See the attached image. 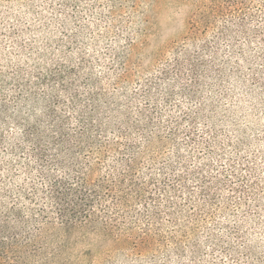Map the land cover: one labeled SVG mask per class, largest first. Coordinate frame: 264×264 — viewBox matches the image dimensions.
Masks as SVG:
<instances>
[{"label":"rangeland","instance_id":"obj_1","mask_svg":"<svg viewBox=\"0 0 264 264\" xmlns=\"http://www.w3.org/2000/svg\"><path fill=\"white\" fill-rule=\"evenodd\" d=\"M56 2L7 0L0 11V63L17 56L11 35L1 30L3 21L9 25L15 19L21 28L34 25L26 34L38 35L39 46L43 36L55 44L66 31L78 30L79 50L94 63L114 62L115 67H104L113 78L126 61L130 78L117 92L133 96L132 107L138 108L145 102L138 94L145 89L154 101L150 109L165 111L164 135L179 119L167 151L170 173L182 176L184 214L194 208L185 198L201 201L196 218L182 216L176 225L163 215L164 240L154 253L100 259L94 255L97 242L84 239L69 260L264 264V192L259 191L264 187V0H77L64 25L59 3L52 6ZM192 63L198 64L196 73ZM204 182L208 192L202 195ZM173 229H180L175 240L169 238ZM63 261L61 251L50 264Z\"/></svg>","mask_w":264,"mask_h":264},{"label":"trees","instance_id":"obj_2","mask_svg":"<svg viewBox=\"0 0 264 264\" xmlns=\"http://www.w3.org/2000/svg\"><path fill=\"white\" fill-rule=\"evenodd\" d=\"M55 1L64 25L77 0ZM16 20L1 29L17 56L0 63V264H50L61 251L63 264H78L68 256L84 239L97 242L100 259L154 253L164 240L163 215L177 225L200 211L201 201L187 197L194 208L184 214L182 176L170 173L167 151L179 119L170 134L161 133L165 111L150 109L145 89L138 108L116 90L129 81L126 61L111 77L109 63L79 50L78 30L55 44L43 36L39 46L38 35L26 34L34 25L21 28ZM173 66L180 68V59ZM201 189L208 192L205 182Z\"/></svg>","mask_w":264,"mask_h":264}]
</instances>
